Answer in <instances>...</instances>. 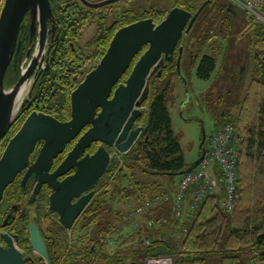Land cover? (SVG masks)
I'll list each match as a JSON object with an SVG mask.
<instances>
[{
    "label": "trees",
    "instance_id": "16d2710c",
    "mask_svg": "<svg viewBox=\"0 0 264 264\" xmlns=\"http://www.w3.org/2000/svg\"><path fill=\"white\" fill-rule=\"evenodd\" d=\"M75 1L58 0V4L56 3L59 16L63 21L64 32L60 35L58 44L54 46L56 48L53 55L54 60L41 86H37L34 90L35 101L30 107L28 105L24 107L20 117L0 143V157L8 141L20 129L31 110L51 114L62 121L70 119V97L78 86L80 75L89 63H98L102 59L116 30L146 16L154 17L155 22H158L165 14L160 11L152 14L153 11H150L148 15L146 13L144 16H132L123 24L112 28L107 27L104 19L100 18L102 20L99 23V31L89 43L90 47H93L92 51L87 53L80 45V39L83 28L90 21L86 20L80 25L72 24ZM3 3L0 5V12ZM180 4L184 6L185 1L181 0ZM261 5V10L264 12V0ZM52 8L56 16L55 0H52ZM98 15L100 14L90 15L88 18L95 20L94 17ZM244 15L247 16V24L252 26L249 45L251 64L256 78L248 87L246 97L241 98L239 90L241 82L232 75L231 71H234L236 67L228 63L230 58L227 51L224 58L225 63L222 66L226 70L224 74L231 73V75L221 76L218 78L219 81L217 79L214 82V86L216 83H221L220 90H218L220 111L222 109L225 111L227 107V116H229L227 121L234 125L237 133L242 137L239 164L241 199L232 213H227L221 208L219 194L208 196L201 203L199 209L189 219L184 237L178 242V246L181 247L177 256V260H180L178 264H207L211 260L215 264H256L257 261L264 264V26L255 22V19L249 15ZM216 21L217 19L214 22ZM21 40V61L18 62L16 68L13 64L10 66L7 78L9 74L16 79L19 78L20 64L26 58L30 46L36 42L35 38L30 40L28 20L23 24ZM187 62L189 64L196 62V74L199 78L206 80L211 79L218 68V58L215 55L199 56V54H194L192 49L187 52ZM184 63L185 61L182 62ZM132 68L133 65L124 78L129 76ZM174 74L178 75L176 63L166 68L161 77L155 78L156 85L152 89L150 86L149 98L143 105L147 110L143 111L140 119L144 124V131L135 146L125 155L126 167L131 176L130 186L121 188L120 182L123 181L124 176L128 175L121 172L115 178L119 184L113 186L108 184L107 188L98 192L81 217L82 227L91 228V233L95 234L94 236L92 233L90 236L92 242L89 245L77 246L75 244V246L68 247V255L62 262L51 255V264H127L136 260L140 254L174 253L176 243L174 244L171 239H165L167 231L176 224L173 219L168 221V225L163 224L160 228L146 227L143 233L151 238L152 245L150 247L143 245L144 248L132 250L131 255L123 254L120 248L111 250L106 244L100 245L102 237L115 238L116 234L123 229V213L111 206L110 202L113 198L111 196L123 193L125 196H130L137 192L138 199L153 201L163 193L171 191L174 176L187 170L193 164L186 161L180 139L173 129L167 106L173 86L170 78ZM234 105H237L240 110L238 114L229 115L230 107ZM118 164L117 161L112 160L109 174H113ZM145 174L152 178L168 177L171 183L165 184L159 179L145 180L141 177ZM139 193L142 195L139 196ZM167 203V201L163 202L151 213H146L147 220L149 221L153 215L159 218L165 207L171 208L170 205H166ZM113 231L115 233L112 234ZM116 239L119 240L120 237Z\"/></svg>",
    "mask_w": 264,
    "mask_h": 264
},
{
    "label": "water",
    "instance_id": "95a60500",
    "mask_svg": "<svg viewBox=\"0 0 264 264\" xmlns=\"http://www.w3.org/2000/svg\"><path fill=\"white\" fill-rule=\"evenodd\" d=\"M117 1L120 0H83L93 8ZM206 4L195 14L175 6L158 23L154 18H143L120 28L102 59L71 93L69 120L62 121L36 110L31 112L10 138L0 158V202L18 174L26 170L23 183L33 175L39 187L44 183L52 187L50 210L56 212L61 224L70 230L94 199V187L109 170L113 159L110 149L126 154L141 137L144 126L139 125L138 121L143 115V105L149 98L150 82L155 76L162 75L165 63L174 60L184 33L191 30ZM26 20L29 21L31 41L37 38L33 44H36L37 51L28 49L25 61H30L25 69L20 64V77L10 87L7 85V75L10 66L13 64L16 68L21 61V30ZM49 23L53 24L51 28ZM55 32L56 18L52 0H4L0 12V143L24 107L31 104L33 87L29 89L28 97L19 101L18 96L21 89L27 86L35 68L44 61L49 51V34L53 33L54 36ZM55 51L56 48L52 53ZM182 51L183 46L179 51L177 72L186 82L181 72ZM53 54L47 61V68L50 67ZM138 55L129 76L124 83H120ZM88 126L89 129L80 136ZM77 137L79 139L67 157L51 172L54 159ZM206 139L204 133L200 146L201 156L187 170L179 172V175L198 167L205 155L203 146ZM95 141L104 145L92 155L80 158ZM41 142L37 158L30 165L31 155ZM73 168H76L73 175L58 181L57 177ZM30 233L33 247L50 264L47 246L36 223H31ZM0 264L26 262L22 253L11 245L9 249L0 247Z\"/></svg>",
    "mask_w": 264,
    "mask_h": 264
},
{
    "label": "rangeland",
    "instance_id": "374dc122",
    "mask_svg": "<svg viewBox=\"0 0 264 264\" xmlns=\"http://www.w3.org/2000/svg\"><path fill=\"white\" fill-rule=\"evenodd\" d=\"M184 1L187 3V7L189 9L196 11L204 0H184ZM230 1L232 2V4L235 5L236 7L235 9L239 10L240 13L249 15L250 17L255 19V22H259L264 26V12L261 10V6H262L261 4L263 3V0H221V2H223L224 4H228ZM255 1L257 2L255 3ZM3 2L4 0H0V5ZM180 2L181 0H132V4L135 5L134 8L138 11L137 14H139V16H144L146 13L148 15L150 11H153L151 12L152 14L155 11H160V12H165L164 14L165 17L167 13L174 6L181 5ZM247 5L252 6L254 9L249 10ZM211 9L212 8L208 6L204 10V12L199 17L196 26L193 28L188 40L183 39V42L185 43V52L183 55V59L185 63L181 65V72L182 75L185 77L186 82L179 74L178 75L174 74L170 78L173 86H172V91L170 92L168 97L167 106L169 109V113L171 115L173 129L180 139L187 163L189 162L193 163L198 157H200L201 155L200 146L204 133L207 135L206 142L203 146L205 148L209 137L213 133L219 131L226 124L234 127V125L231 124V122L229 121H226L224 124L222 123L223 121L228 120L227 110H226L227 107L225 108V111H223V109L220 111L218 90H220L219 88L221 87V83H216V85L214 86V82L219 77L231 75V73L224 74V71H222L224 70L222 68L223 67L222 65L223 63H225L224 58L226 57L225 54L227 49H225V43L223 44V41L219 39L220 38L219 35H216L219 26L218 23L214 22V24L212 25L209 21L208 15L212 14ZM143 18H148V16ZM108 19L105 18L104 22L105 23L108 22V24H111L114 18H110L109 20ZM161 20H159L158 22H160ZM214 25H215V29L213 30ZM210 26H212V28H210ZM251 28L252 26H250L248 30H250ZM98 31H99V25L96 18L95 20H92L88 25H86L83 28L81 33L80 45L87 53L92 51L93 47L92 46L90 47L89 43L93 40V38L98 33ZM238 38L240 40V37ZM237 44L239 45V42H237ZM191 49L194 54H199V56H202L204 54H210V55H215L218 58L219 61L218 70L214 73L211 79L206 80L199 78L198 75L196 74L197 63L194 62L193 64H189L187 62V52L188 50ZM32 50L33 52L37 51L36 44ZM29 61L30 59L26 63V61L23 60L21 64L23 65L22 69L23 68L25 69V67H27ZM92 63H96V62H92ZM22 69L20 68V73ZM231 72L233 73L232 75L236 77V79L241 81L240 85H243L244 88L245 86L247 87L249 85L251 77H249V74L246 69H244L242 72H238V69L236 68L234 69V71ZM156 77L158 76H155L154 79H152L150 82L151 89L156 85V79H155ZM17 80L18 79L13 77V75L9 74L7 78V85L11 87L15 84V81ZM33 82H34V78H32L31 76L26 86V90L24 92L23 98L28 97V91L31 88ZM143 108H144L143 111L147 110V108H145L144 106ZM231 109L233 111L234 108ZM239 110L240 109L237 107L236 111L239 112ZM138 124L144 126V124H142L140 120L138 121ZM215 127L218 128L215 129ZM241 142H242V137L237 133L235 129V132L232 135L231 144L237 147V149L239 150L238 174H239V167H240L239 164L241 157ZM110 151L113 156L112 160L117 161L119 164L116 167V169H114L115 171H113V174H109L108 172L104 176L99 187L97 188V194L98 192L103 191L105 188H107L108 184H111L112 186L119 184V182L115 178L121 172L122 173L125 172L126 174H128V170L126 167V156H125L127 153L119 154L114 149H110ZM177 176L178 175L174 176V178H177ZM182 176L183 175H181V178ZM141 177L145 180L146 179L161 180L160 178L161 176L152 178L149 175L145 174L143 176L141 175ZM120 183L122 184L121 188H128L131 184V176L129 174L127 176H124L123 181ZM136 193H133L130 196H125L124 193L122 195L114 194V196H111L113 198L110 202L111 206H113L115 210L121 211L123 213L122 228L125 227L126 229L124 231V235L121 233V231L124 229H121V231L116 234L114 238V243L112 245H109V249L112 248V250H114L116 248H120L123 250L124 252L123 254L129 253L128 255L132 254L131 253L132 250L139 249L142 247L144 248L145 244L143 240L145 238V235L143 232L146 227H149L148 224L145 226L142 224L143 223L142 221L136 219H132L129 222L124 221V218L128 214L134 212L135 209H137L138 206L144 203L145 201L144 198L138 199ZM239 193H240V186H239ZM97 194L95 195V197L97 196ZM140 195L142 194L139 193V196ZM240 199H241V194L239 196V200ZM43 206H44L43 212L46 216L48 214L46 198H44ZM53 218L56 219L57 217L53 216ZM184 219L186 218H183L182 221L174 219L176 224L173 225V227L171 228V232H169L168 235L166 234L165 237V239L173 240L174 244L176 243L175 245L177 246H175L174 248V253L168 254L165 252H159L158 254H150V255L140 254L133 262H137L139 264H150L152 261H154V260H149L150 257L155 255L156 256L164 255L167 264H178L180 260H177V256L179 254V251H181L180 249L181 247L178 246L179 241L177 240H180L181 228H179V226L182 225V222L184 223L185 221ZM42 223L46 227H48L49 225L48 224L49 222H47L45 218L42 219ZM82 224H83L82 219H80V221L77 223L76 227L74 228V232L71 236L68 233H64L61 231V229H59V233L57 234L59 237L58 244L54 247L55 248L53 254L54 258H59L58 260H61L62 262V260L64 261L65 257L68 255V247L70 248L72 246H75V244L77 246L89 245L92 242L90 241V236L93 233V232L91 233V228L89 229L83 228ZM165 224H168V221ZM128 225L129 227H127ZM117 237H120V239L123 238L122 241L120 239L119 240L116 239ZM44 264H47V262L45 261ZM207 264H215V262L211 260Z\"/></svg>",
    "mask_w": 264,
    "mask_h": 264
},
{
    "label": "flooded vegetation",
    "instance_id": "af4514ba",
    "mask_svg": "<svg viewBox=\"0 0 264 264\" xmlns=\"http://www.w3.org/2000/svg\"><path fill=\"white\" fill-rule=\"evenodd\" d=\"M57 1L58 0H55L56 32H55L54 36H53V33L49 34V42H48V46H47V49L49 51H47L44 61L39 63V65L34 70L35 72H33V74L31 75L32 78H34V82L32 83V86H31V88L33 87L31 104H32V102L35 101V98H33L34 90L36 89L37 86L38 87L41 86L42 80L44 79V77L46 76V74L49 72V70L51 68V63L53 62L54 57L52 58L51 63H49V65H50L49 68H47V61L49 59H51L54 46L58 44V39H59L60 35H62L64 32L63 26H62L63 21L61 20V17L59 16V10H57V6H56ZM87 1L88 2H101L103 0H100V1L87 0ZM205 2H207V4L203 7L201 12L199 13V15H198L196 21L194 22L191 30L188 33H184V35H183V37H182V39L178 45V48L175 52L174 60L171 62H167V63H165V65L162 66L163 72L166 68L170 67V65L173 63H176V69H177V60L179 57V51H180L181 46H183L182 58H181V65H182V62L184 61L183 55L185 52V43L183 42V39L188 40V38L191 35L193 28L196 26V23H197L200 15L204 12V10L208 6H210L212 8L211 9L212 14L208 15L210 23H214L215 19H219V17L222 18L221 22L219 23V26L217 29L218 31L216 34V35H219L220 40H221L223 35L226 37L229 36L228 32H229V26L231 25L230 20L232 18L235 19V21H234L235 24L238 22L237 19L240 17H242V18H243V16H244V18L246 17L244 21H246V19H247V16L242 15L243 13L239 14L240 12H239V10L235 9L236 7L234 4H232L231 2H229L228 4H224L223 2H221V0H204L196 11L189 9L187 7L186 2H185L184 6H182V5H179V6L185 8V9L191 11L193 14H195L196 12H198V10L202 7V5ZM74 5H75V6H73L75 8L74 13H73V19L74 20H73L72 24L77 23L78 25H80V24L84 23L86 20L91 22L92 18L91 17L88 18V17L90 15L92 16L94 14L99 13L100 15H98L97 17H94L98 21V25L100 23V20H102L100 18H103V19L114 18L112 20L111 24H108V22H106L107 27L110 26L112 28L113 26L123 24L125 22V20H128L132 16H134V17L139 16V14H137L138 11L134 8L135 5L132 4V0H120V1H117L113 4L105 5V6H102L99 8H93V7L89 6L88 4H86L85 2H83V0H76ZM93 10H95V12H93ZM96 10H97V12H96ZM148 18H154V17H148ZM106 23L104 22V24H106ZM129 24H131V23H129ZM246 25L244 23L241 26L240 22H238V25L236 27L239 30V32L237 33L238 37L246 38L245 36H247V33L249 31L248 29L250 27V26H246ZM52 26H53V24L49 23V27L51 28ZM124 26H126V25H123L120 28H122ZM243 26H246V27L244 28ZM105 29H107V28L105 27ZM214 29H215V25H214L213 30ZM118 30H116V32ZM233 31H235V30H233ZM35 39L37 40L36 37H35ZM30 40H31V37H30ZM229 44H231V42H228V45ZM33 47H34L33 45L30 46V48H32V49H33ZM241 52H242V56H243V58H242V61H243L245 59V53H246L245 45H242ZM139 56L140 55H138V58H139ZM137 59H135L133 61L132 65H134V63L136 62ZM238 59L241 61V57ZM234 60H235V58L233 56L232 61H234ZM228 63H231V62L228 61ZM126 79H127V77L124 78V76H123L122 79L120 80V83H124ZM253 80H255L254 77L252 78V81ZM252 81H251V83H252ZM31 104L28 105V107H30ZM33 111H35V109L31 110V112H33ZM89 127L90 126L86 127L83 130V132L80 134V136L83 133H85L89 129ZM79 137H77L76 139L71 141L66 146L63 153L59 154V156L54 159V163H53V167L51 169V172H53L64 161V159L67 157L68 153L72 150V148L74 147V145L78 141ZM102 145H104V144L100 141L93 142L92 145L86 149L85 153L80 158L86 156L87 154L92 155ZM41 146H42V142L39 143L36 151L31 155L30 165L35 162ZM75 171H76V168L70 169L66 174L57 177L58 181H62L66 177L73 175L75 173ZM25 173H26V170H24L23 172L18 174L15 181L12 184H10V186L6 189V191L4 193V197H3L2 201L0 202V247H2L4 249H9L11 245H14L22 253L26 264H44L46 259L33 247L32 243H31V233H30L31 223H36L37 226L39 227L41 234L43 236V239L45 241V244L47 246V250L49 253L50 260H51V255H53L54 251H55L54 247L58 244L59 237L57 234L59 233V229H61L62 232L68 233L71 236L74 232V228L76 227L77 223L80 221L83 214L78 218V220L75 222V224L73 225V227L70 230L66 229L61 224V222L59 221V215L56 212L50 210V198H51V195L53 193L52 187L49 186V184H47V183H44L39 187L38 181L35 180L33 175L28 177L26 182L23 183V178L25 176ZM103 178H101L99 183L94 187L96 194H97V188L99 187ZM44 198H46V200H47V208H48V214L46 216L43 212ZM53 216H56L57 218L54 219ZM44 218L47 220V222H49L48 227L44 226L42 223V219H44ZM104 237H102L100 239V245L104 244L103 243ZM101 247L102 246H100V248ZM47 264H49V263H47Z\"/></svg>",
    "mask_w": 264,
    "mask_h": 264
},
{
    "label": "built area",
    "instance_id": "2783aa9c",
    "mask_svg": "<svg viewBox=\"0 0 264 264\" xmlns=\"http://www.w3.org/2000/svg\"><path fill=\"white\" fill-rule=\"evenodd\" d=\"M95 66L96 63L88 64L78 82H82ZM234 132V127L226 124L219 131L213 133L207 141L204 158L197 168L183 174L179 184L170 192L163 193L153 201H144L134 212L128 214L124 221H130L142 214L151 213L154 208L171 199L176 201L175 219L182 220L194 215L201 203L208 196L215 194L221 196V208L227 213H232L240 196L238 185L239 150L231 144ZM188 196L191 198L189 205L186 204ZM166 222L165 218L153 216L147 224L149 227L158 228ZM113 233L115 232L113 231ZM143 241L146 247L152 245L151 238L147 236ZM103 243L107 246L112 245L114 238L105 237ZM149 260H154L150 264H167L164 255H155ZM256 264L263 263L257 261Z\"/></svg>",
    "mask_w": 264,
    "mask_h": 264
},
{
    "label": "crops",
    "instance_id": "0c3cea01",
    "mask_svg": "<svg viewBox=\"0 0 264 264\" xmlns=\"http://www.w3.org/2000/svg\"><path fill=\"white\" fill-rule=\"evenodd\" d=\"M231 2V1H230ZM232 3V2H231ZM239 14H242V13H239ZM242 15H244V14H242ZM246 18V17H245ZM245 18H244V16H243V18L242 17H240V18H238L237 19V21L238 22H240V25L242 26V24H244L245 23V25L247 24V22H248V20L246 19V21H244L245 20ZM221 20H222V18H220L219 17V19H217V23H218V25H219V23L221 22ZM233 20V21H232ZM234 21H235V19L234 18H232L231 20H230V22H231V25L229 26V36L228 37H226V36H222V38H221V40L223 41V44L225 43V49H227V53H229L228 54V57L230 58V64H232L233 66H235L237 69H238V72H242L244 69H246L247 70V72H248V74H249V77H251L250 78V83H249V85L246 87L245 86V88L243 87V85H241L240 87H239V90H240V96H241V98H245L246 97V91H247V89H248V87L251 85V81H252V78L254 77V78H256L255 77V75H254V73H253V66H252V64H251V54H250V51H251V48H250V45H249V41H250V39H251V31L249 30L248 31V33H247V36H245L246 37V39L245 38H240V40H242V41H240L239 40V38H238V36H237V33L239 32V30L236 28L237 27V25H238V22L235 24L234 23ZM246 26H249L248 24L246 25ZM246 26H243L244 28L246 27ZM233 30H235V31H233ZM218 31V30H217ZM219 34V33H218ZM245 40V41H244ZM228 42H231V44H229L228 45ZM237 42H239V45L237 44ZM242 45H245V49H246V53H245V59L242 61V58H243V56H242V52H241V47H242ZM250 49V50H249ZM233 56H234V58H235V60L234 61H232V58H233ZM241 57V61L238 59V58H240ZM219 62V61H218ZM222 68H224V67H222ZM242 69V70H241ZM217 70H218V68H217ZM216 70V71H217ZM224 70H225V68H224ZM224 70H222V71H224ZM226 71V70H225ZM242 80V79H241ZM241 82V81H240ZM245 91V92H244ZM243 92H244V94H243ZM231 108H234L233 109V111H232V109ZM236 109H237V105H234L233 107H230V110L231 111H229V115L230 114H238V111H236ZM225 118V117H224ZM227 118L229 119V116H227ZM221 120V119H220ZM224 120V119H223ZM225 121H227V120H225ZM219 127V126H218ZM217 127V128H218ZM216 127H215V129H217ZM199 158V157H198ZM197 158V159H198ZM196 159V160H197ZM187 161V160H186ZM195 162V161H194ZM193 162V163H194ZM189 163H191V162H189ZM161 178V182H163V183H167V182H169V184L171 183L170 182V180H169V178L168 177H163V176H161L160 177ZM180 179H181V175H178L177 176V178H175L174 179V182H173V187H172V189L174 188V187H176L177 186V184L179 183V181H180ZM190 197L188 196L187 197V199H186V204L187 205H189L188 203H189V201H190ZM168 203L166 204V205H170L171 206V208H170V210H169V208L167 209L166 207H165V209H163L162 210V215L159 217V218H165V219H167V221H171L173 218L175 219V211H176V201H175V199H171V200H169V201H167ZM168 211H169V213H168ZM167 215H170V216H167ZM154 216V215H153ZM193 217V215L192 216H188V217H185L186 219H184L185 221H184V223L182 222V225H180L179 226V228H181L180 229V231H181V235H180V238L182 239V237H184V235H185V233H186V231H187V223H189V219L190 218H192ZM174 219H173V221H174ZM136 220H139V221H142L143 223V225H147V222H148V220H147V214H142V215H140L138 218H136ZM182 221V220H181ZM136 225V224H135ZM135 225H133V226H135ZM168 225V224H167ZM127 227H129V225L127 226ZM124 230H122L121 231V233L124 235V231H125V227L123 228ZM135 231V230H134ZM137 232V231H136ZM169 232H171V230L170 231H167V235H168V233ZM122 239L123 238H121L120 240L122 241ZM177 241H180V240H177ZM109 246V245H108ZM175 246H177V245H175ZM111 250H112V248H111ZM115 250V249H114ZM180 252V251H179Z\"/></svg>",
    "mask_w": 264,
    "mask_h": 264
},
{
    "label": "bare ground",
    "instance_id": "6f19581e",
    "mask_svg": "<svg viewBox=\"0 0 264 264\" xmlns=\"http://www.w3.org/2000/svg\"><path fill=\"white\" fill-rule=\"evenodd\" d=\"M248 9H249V10H253L254 8H253L252 6H249V5H248ZM253 12H254V11H253ZM253 14H256V13H253ZM25 90H26V87L23 88V89H21V91H20V93H19V96H18V100H19V101L22 100Z\"/></svg>",
    "mask_w": 264,
    "mask_h": 264
}]
</instances>
